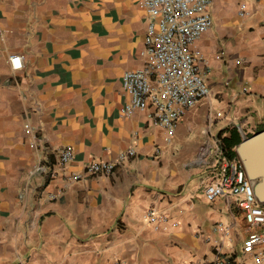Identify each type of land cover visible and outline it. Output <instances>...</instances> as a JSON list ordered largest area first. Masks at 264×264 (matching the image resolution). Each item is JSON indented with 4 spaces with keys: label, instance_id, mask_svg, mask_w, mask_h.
<instances>
[{
    "label": "crops",
    "instance_id": "1",
    "mask_svg": "<svg viewBox=\"0 0 264 264\" xmlns=\"http://www.w3.org/2000/svg\"><path fill=\"white\" fill-rule=\"evenodd\" d=\"M210 13L193 52L211 94L168 141L151 108L121 114L122 77L145 65L141 0H0V264H253L242 213L204 187L225 138L264 130V0H212ZM91 162L116 167L68 184Z\"/></svg>",
    "mask_w": 264,
    "mask_h": 264
},
{
    "label": "built area",
    "instance_id": "2",
    "mask_svg": "<svg viewBox=\"0 0 264 264\" xmlns=\"http://www.w3.org/2000/svg\"><path fill=\"white\" fill-rule=\"evenodd\" d=\"M141 5L149 15L142 51L145 65L142 69L126 72L122 77L129 101L121 109V114L130 116L137 110L151 108L152 122L165 129L170 141L175 137L179 122L211 94L206 81L209 68L201 69L204 56L193 52V49L212 26V0H141ZM241 15L244 16L245 12ZM10 64L12 70H21L22 57L11 56ZM25 131L36 139L29 124L25 125ZM218 153L217 179L204 187V194L209 201L225 197L242 213L252 230L245 249L251 254L253 264H264V206L258 202L240 159L227 158L223 149ZM134 154L133 150H129L120 155V160ZM74 157L73 148L61 149L57 154L59 170L67 167ZM115 167L109 162H91L83 173L69 176L68 184L79 182L86 176L110 175ZM45 170L39 164L35 174H43ZM148 219L155 224L157 220L166 221L165 217H157L153 211L148 213ZM225 230V234L229 235V229ZM217 264L243 263L229 259Z\"/></svg>",
    "mask_w": 264,
    "mask_h": 264
},
{
    "label": "water",
    "instance_id": "3",
    "mask_svg": "<svg viewBox=\"0 0 264 264\" xmlns=\"http://www.w3.org/2000/svg\"><path fill=\"white\" fill-rule=\"evenodd\" d=\"M258 202L264 206V130L245 138L236 148Z\"/></svg>",
    "mask_w": 264,
    "mask_h": 264
},
{
    "label": "trees",
    "instance_id": "4",
    "mask_svg": "<svg viewBox=\"0 0 264 264\" xmlns=\"http://www.w3.org/2000/svg\"><path fill=\"white\" fill-rule=\"evenodd\" d=\"M235 136L236 137L234 138V140L229 141L228 139L225 138L223 141L224 143L223 150L225 152L226 157L229 159H234L238 157L235 149L239 145L242 139L238 137L236 134Z\"/></svg>",
    "mask_w": 264,
    "mask_h": 264
},
{
    "label": "rangeland",
    "instance_id": "5",
    "mask_svg": "<svg viewBox=\"0 0 264 264\" xmlns=\"http://www.w3.org/2000/svg\"><path fill=\"white\" fill-rule=\"evenodd\" d=\"M200 208H201V209H205V207H204V206H200Z\"/></svg>",
    "mask_w": 264,
    "mask_h": 264
}]
</instances>
